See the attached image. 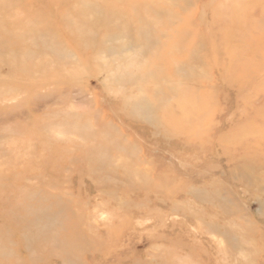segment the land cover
Listing matches in <instances>:
<instances>
[{
  "label": "rangeland",
  "instance_id": "obj_1",
  "mask_svg": "<svg viewBox=\"0 0 264 264\" xmlns=\"http://www.w3.org/2000/svg\"><path fill=\"white\" fill-rule=\"evenodd\" d=\"M0 264H264V0H0Z\"/></svg>",
  "mask_w": 264,
  "mask_h": 264
}]
</instances>
